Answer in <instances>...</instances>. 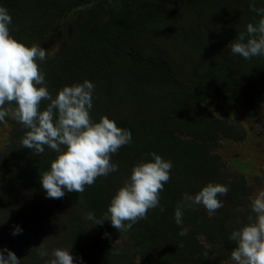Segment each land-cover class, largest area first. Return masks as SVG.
Listing matches in <instances>:
<instances>
[{"label":"trees","instance_id":"trees-1","mask_svg":"<svg viewBox=\"0 0 264 264\" xmlns=\"http://www.w3.org/2000/svg\"><path fill=\"white\" fill-rule=\"evenodd\" d=\"M164 1L169 0H116L114 5V0H0V6L12 16L10 34L17 41L28 47L33 44L42 47L54 37L53 31L57 29L64 37L60 51L43 62L37 61L53 97L64 86L82 83L85 79L80 69L86 68L92 72L90 77L96 83L90 112L93 121L99 122L106 115L118 127L132 133V143L112 156V162L119 170L112 173L111 178L100 177L93 186H86L83 194L66 191L61 198L74 214L65 228L70 248L64 243L47 248L49 251L71 249L76 264H224L231 259V251L236 247L229 239L231 232L248 224V216L254 215L250 211L242 222L233 223L227 217L226 198L221 197L224 207L213 215L199 205L184 209L183 226L190 228L185 236L179 235L180 228L174 220L175 209L184 194L194 195L208 183L228 186V197L234 205H240V198L246 195L245 178L239 184L219 182V172L225 163L218 154L210 152L219 145L220 137L244 138L245 128L217 117L202 104L219 96L238 101L237 93L248 90L256 95L264 94V56L245 60L227 48L240 32H246L247 24H255L260 19L250 10L249 0H242L231 8L222 5L224 0L205 1V17L224 25L228 44L224 53L208 57L204 75L188 86L183 87L173 80L147 87L145 99H149L151 105L176 106L177 110L171 112L169 118H148L147 115L132 121L106 113L108 107L126 106L132 95L126 91L135 90L136 93L138 88H132L130 84L132 75L123 73L127 82L121 85L108 79V70L138 65L132 71L134 73L139 67L157 66L141 52L143 46L135 36L144 34L157 41L182 22L179 17L170 19L171 15L160 6ZM217 2L220 4L209 10ZM256 7H264V0H256ZM77 12L82 15L76 17ZM155 35L159 37L155 38ZM116 39L125 42L124 47L135 42V51L129 52V56L122 55L121 64L115 67L112 65L113 52L120 53L114 44ZM212 49L213 45L210 52ZM151 89L159 94L169 90L170 94L159 97L151 93ZM47 104V101L42 102L41 110ZM9 106L15 108V104L6 105ZM198 107L203 110L201 115L197 113ZM6 121V124L0 123V127H11L0 153V226H7L12 231L14 226L22 229L17 235L27 243L21 255L28 256V262L21 264L36 263V260L44 262L41 257L36 259L34 250L41 245L44 232L29 235L32 221H40L44 214L38 219L28 218L24 208L11 202L10 195L15 182L46 194L40 182L41 174L50 170L58 154L45 147L42 156L33 155L31 149L22 148L20 144L27 129L12 115L6 117ZM152 152L173 163L171 179L160 194L164 211L160 208L150 210L147 219L140 220L126 233H120L107 220L96 226L86 221L85 214L90 211L98 219L103 218L111 199L130 177L132 168L142 160H151L148 154ZM247 206L250 210V203ZM43 219L46 224L52 222L49 217Z\"/></svg>","mask_w":264,"mask_h":264},{"label":"clouds","instance_id":"clouds-1","mask_svg":"<svg viewBox=\"0 0 264 264\" xmlns=\"http://www.w3.org/2000/svg\"><path fill=\"white\" fill-rule=\"evenodd\" d=\"M249 8L260 19L255 24H247L246 32H240L227 46L233 55L245 60L264 56V7L257 8L256 0H249ZM11 24L12 16L0 6V123L6 124V117L12 115L27 129L20 141L22 148L31 149L37 156L44 154L45 147L58 154L50 170L41 174L46 198L61 199L66 191L83 194L86 186H93L98 178L119 170L112 156L132 143V133L118 127L106 115L99 122L93 121L90 112L95 84L87 79L64 86L53 97L37 62L46 60L47 50L17 41L10 34ZM44 101L48 104L41 110ZM13 104L15 108L6 107ZM148 155L151 160H142L132 168L130 177L111 199L103 218L98 219L90 211L85 214L86 221L96 226L107 220L120 233H126L140 220L147 219L150 210L164 211L160 194L171 179L173 163L155 152ZM229 190L226 185L208 183L194 195L185 193L174 212L179 235L185 236L190 231L183 226L185 208L199 205L213 215L224 207L220 198L226 197ZM249 199L254 215L248 216V224L231 232L229 239L236 245L231 259L235 264H264V190L258 189ZM20 233L22 229L14 226L12 235ZM48 238L34 248L41 258H46L45 264H76L71 249L49 251L45 245ZM0 264H21V260L11 250L2 248Z\"/></svg>","mask_w":264,"mask_h":264},{"label":"rangeland","instance_id":"rangeland-1","mask_svg":"<svg viewBox=\"0 0 264 264\" xmlns=\"http://www.w3.org/2000/svg\"><path fill=\"white\" fill-rule=\"evenodd\" d=\"M205 1L169 0L160 5L171 15L170 19L179 17L182 22L178 28L176 27L177 29L174 27L173 30H168L166 36L157 41L153 40L152 36L144 34L135 36L137 42L143 46L140 49L141 52L148 59L153 60L157 66L139 67L134 73L132 71L138 65H122L120 69L117 67L108 70V79L121 85L127 82L125 81L127 77L123 73L132 75L133 81L130 84L132 88H138L136 93L135 90L126 91L132 94L126 106L118 109L108 107L106 113L126 120L137 121L147 115L148 118L157 116L169 118L170 113L177 110L176 106L162 107L160 103L158 106L151 105L150 100L145 99V91L147 87L153 86V83L162 85L173 80L180 82L183 87L188 86L191 82L196 81L198 76L204 75L206 72L205 61L208 60V57L224 53L225 45L228 44L224 35L225 27L217 20L210 21L205 17ZM241 1L224 0L221 3L231 8L238 6ZM112 4H116V0ZM218 4L220 2L212 4L209 10L212 11ZM48 8L46 6V10ZM76 15L78 17L82 14L77 12ZM58 30L53 31L56 33L54 37L42 46L47 50V58L55 55L64 46L65 39ZM154 37L159 36L155 35ZM123 43L125 42L118 39L114 42L120 52L119 55L113 52L112 65L114 64L115 67L117 64H121L122 55L129 56V52L135 51V42L131 43L132 46L126 47L123 46ZM211 45H213L212 52H210ZM167 67L168 69H166ZM80 70L83 79L93 82L90 77L92 72L86 68ZM94 84L96 85V83ZM150 92L159 97L170 94L169 90L168 92L162 90L160 94L153 89ZM237 94L238 101H229L228 97L219 96L202 104L217 117L240 124L246 131L244 138L220 137L219 145L210 149L211 153L218 154L225 163L219 172L220 183L226 181L228 184H239L242 182V178L246 179L247 192L240 198V205H234L228 195L223 197L226 198L229 209L227 217L235 224L242 222L244 217L250 213L247 206L248 203H251L249 197L258 189L264 190V94L256 95L251 90ZM147 95L149 94L147 93ZM200 107L197 109L199 115L203 112ZM143 110L147 112H143ZM10 132V125L0 127V153ZM109 177L111 178V174ZM13 185L14 188L10 195L11 202L24 208L28 218L38 219L44 214L43 218L49 217L52 221L46 224L43 218L40 221L33 220L31 224L29 223V235H32V232L40 234L44 232L41 244L49 237L45 241L46 247H57L64 243L67 248H70L65 228L67 222L74 217L71 207L61 199L46 198L45 193L23 186L19 182H15ZM9 187H4V189L8 190ZM0 240V249L7 248L16 254L21 263L28 262V256L21 255L27 248V243L20 240L18 235L13 236L12 230L7 226H0ZM35 257L36 259L40 258L38 254H35ZM42 259L44 262L36 260V263L29 261V264H45V258ZM224 264H235V262L230 259Z\"/></svg>","mask_w":264,"mask_h":264}]
</instances>
